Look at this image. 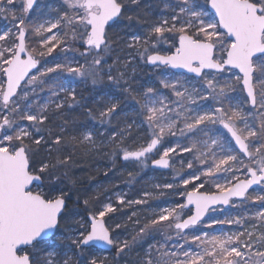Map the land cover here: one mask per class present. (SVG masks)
<instances>
[{
	"label": "snow or ice",
	"instance_id": "1",
	"mask_svg": "<svg viewBox=\"0 0 264 264\" xmlns=\"http://www.w3.org/2000/svg\"><path fill=\"white\" fill-rule=\"evenodd\" d=\"M40 7L0 0V264H264V0Z\"/></svg>",
	"mask_w": 264,
	"mask_h": 264
},
{
	"label": "rangeland",
	"instance_id": "2",
	"mask_svg": "<svg viewBox=\"0 0 264 264\" xmlns=\"http://www.w3.org/2000/svg\"><path fill=\"white\" fill-rule=\"evenodd\" d=\"M54 2H55V0H40L41 7L38 8V10L45 9V13H47L48 9H47L46 5L49 4V3H54ZM5 23H6V21L0 20V27H2ZM149 73H150V75H151V71H150ZM149 73L146 74L148 79H150V75H149ZM138 74H139V78L142 79L141 73L138 72ZM151 78H152V77H151ZM104 163H105V162L102 161V162L100 163L99 167H100V168H103ZM93 171L95 172V169H93ZM147 174H148V176L145 178L144 181H147L150 177H153L152 172H147ZM95 177L100 178V179H98L96 182H94V183H92V184H100V183L107 184V182H108V178H105V177L103 176V173H102V172H101L99 175H96V174H95ZM112 179H113L114 182H120L122 178L119 176V173H117V175H116L115 177H112ZM92 184H90V185H92ZM88 186H89V185L86 184L81 190H83L85 187H88ZM120 187H121V188H125V185H124L123 183H120ZM75 199H76V197L74 196L72 200L75 201ZM70 204H71V205H70ZM70 204H69V205H70L69 207H70V209H72L73 211H75V212H80V211H82L81 208H77L73 203H70ZM116 219H117V221L120 219V214H119V213H117ZM217 231H219V229H217ZM96 254H97L98 256L102 257V258H107L108 261H109V264H113L112 257L115 256V252H114V250H112L111 252H108V253L101 252V251H97ZM128 257H130V256H127L126 258H128ZM126 258H125V259H126ZM118 264H125V260H124V259L120 260V261L118 262Z\"/></svg>",
	"mask_w": 264,
	"mask_h": 264
},
{
	"label": "trees",
	"instance_id": "3",
	"mask_svg": "<svg viewBox=\"0 0 264 264\" xmlns=\"http://www.w3.org/2000/svg\"><path fill=\"white\" fill-rule=\"evenodd\" d=\"M41 11L45 12V9H42V10H38L37 9V11L35 13H33V16H39V14H40ZM137 71L141 73V76H142V79L141 80H147L148 78H147V75L146 74H148L151 71V69L148 68V67H143L142 69H138ZM149 75H150V73H149ZM150 78L151 79H154V76L150 75ZM90 94L91 93L89 92L88 94H86V96L88 97ZM83 95H85V94L83 93ZM95 174L96 173L92 170L91 175L95 177ZM74 175H75V178L81 180V184L77 185V187H79L80 189H82L86 184L90 185V184L96 182L98 179H100V178L95 177V179L89 180V178H88L89 173L88 172H81L79 169L74 170ZM152 175H154V174L152 173ZM147 176H148V174L143 175V179L140 182L141 184L144 182V180H145V178ZM139 187H140V184H137L136 185V188H139ZM206 191L212 192V191H215V189L214 188H209V189H206ZM73 197H72V199H73ZM129 256L130 257L126 258V260H128L129 262L133 261L135 259V252L131 253Z\"/></svg>",
	"mask_w": 264,
	"mask_h": 264
},
{
	"label": "flooded vegetation",
	"instance_id": "4",
	"mask_svg": "<svg viewBox=\"0 0 264 264\" xmlns=\"http://www.w3.org/2000/svg\"><path fill=\"white\" fill-rule=\"evenodd\" d=\"M78 87V89L82 92V93H84L85 95L84 96H86V94H88L90 91L88 90V89H90L91 88V85H87V86H85V85H78L77 86ZM89 91V92H88ZM87 97V96H86Z\"/></svg>",
	"mask_w": 264,
	"mask_h": 264
},
{
	"label": "water",
	"instance_id": "5",
	"mask_svg": "<svg viewBox=\"0 0 264 264\" xmlns=\"http://www.w3.org/2000/svg\"><path fill=\"white\" fill-rule=\"evenodd\" d=\"M97 247H98L99 251H102L105 253L111 252V249L105 248V246L103 244H100Z\"/></svg>",
	"mask_w": 264,
	"mask_h": 264
}]
</instances>
